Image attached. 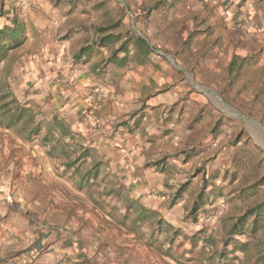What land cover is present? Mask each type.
Returning <instances> with one entry per match:
<instances>
[{
  "label": "crops",
  "instance_id": "1",
  "mask_svg": "<svg viewBox=\"0 0 264 264\" xmlns=\"http://www.w3.org/2000/svg\"><path fill=\"white\" fill-rule=\"evenodd\" d=\"M163 5L169 11L178 7V11L197 14L199 26L203 18L207 20V39L215 49L211 46L194 51L200 65L184 62L191 58L192 46L171 56L153 50L145 37H137L140 50L133 47L120 52L117 46L99 43L95 27L101 24L98 14L102 8L98 4H84V31L59 40L39 30L49 27L48 22L32 19L38 28V43L25 55L28 61L20 78L19 95L22 106L30 107L32 115L16 118L22 128L20 137H10L12 133L6 128L0 135V141L7 143V147L1 145L6 154L0 151V237L12 229L21 235L15 247L25 245L35 251L33 256L44 242L46 256L34 263L52 264L66 253L72 232L60 228L55 232L54 222L46 230L44 224L56 217L81 215L80 210H72L70 188L96 186L100 177L125 184L131 197L126 207L136 202L148 212H157V218L178 235L208 239L223 233L222 227L213 228L215 217L209 215L208 205L192 212L186 193L176 194L179 187L189 191L193 184H200L197 178L188 180L192 157L183 163L186 155L181 150L186 142H192L199 108L204 105L207 113L213 114L207 97L198 93L199 84L208 82L205 75L225 65V60L259 52L264 55V0H165ZM73 14L78 16L77 9ZM176 15L170 14L168 19L178 22L184 16ZM203 37L196 35L194 40ZM160 43L171 47L177 41ZM98 89L100 98L95 96ZM26 91L30 94L23 97ZM7 137L19 144L15 147ZM9 152L12 155L8 156ZM109 192L104 195L113 196V190ZM19 204L28 205L32 211L24 219L31 227L27 232L13 222L16 214L17 225L23 221L24 216L13 209ZM13 241L17 242L8 236L0 243V250L5 251V243ZM2 261L0 264H5Z\"/></svg>",
  "mask_w": 264,
  "mask_h": 264
},
{
  "label": "rangeland",
  "instance_id": "2",
  "mask_svg": "<svg viewBox=\"0 0 264 264\" xmlns=\"http://www.w3.org/2000/svg\"><path fill=\"white\" fill-rule=\"evenodd\" d=\"M179 1L181 0H174ZM164 2L165 0H0V29L8 27L15 30L14 37L3 34L0 38L4 46L0 60V97L7 95L5 99H0V107L3 102H8L13 107L12 112L19 113L8 117L2 112L5 108H1L0 135L6 128L12 133L10 137H20L22 128L16 118H30L32 115L31 108L23 107L22 98L19 97L22 93L20 78L28 61L25 55L30 54L38 43V28L33 25L32 19L39 18L48 22L49 27L39 30L45 34L52 33L59 40L75 31H84V4H98L102 8V12L98 14L101 24L95 27L99 43L106 42L114 48L117 46L120 52H123V48L134 47L137 48L135 50H140L137 37H145L153 50H162L171 56L179 51L183 53L192 46L191 58L184 62L188 66H193L194 63L200 65L199 55L194 51L211 46L214 48V44L207 39V20L203 18L202 26H199L197 14L178 11V7L169 11L164 8ZM74 9L79 13L76 17ZM176 13L184 14L182 19L179 18L180 21L168 19L170 14L177 18ZM200 34L204 36L201 41L198 40ZM196 35L198 38L194 40ZM178 36L182 39H178ZM160 40L177 43L165 47ZM225 63L226 66H216L214 73L205 75L208 82L199 84L198 93L207 97L214 115L207 113L204 105L199 108L198 117L194 118L198 124L191 137L192 142L189 145L186 142L181 150L186 155L183 163H186L188 157H192L188 180L194 177L200 184H193L189 191L183 187L176 191V194L185 192L190 204L200 192L199 207L209 206V215L215 217L212 226L222 227V235L208 239L203 235H178L172 227H166L157 218V212L147 211V218L140 219L137 217L136 207L130 211L125 208L127 200L131 199L126 185L116 183L108 177H100L101 182L96 186L70 188L71 199L74 201L72 210H80L81 215L74 214L73 218L56 217L44 224L46 230L54 222L55 232L59 231L58 228L72 232L71 244L68 249H64L66 253L52 264H264V219L257 220L260 222L256 229L251 228L252 218H249L242 228L231 230L232 223L248 207L264 199V55L259 52L242 59H231L230 62L225 60ZM184 70L191 75L192 72L187 67ZM29 94L26 91L23 97ZM9 143H14L15 147L19 144L10 139ZM6 144L0 141V146L7 147ZM2 146L0 151L5 155L6 151ZM10 155L12 152H9L8 156ZM6 163L7 160L4 166ZM187 184L188 181H185V185ZM109 190H113V196L104 195ZM19 205H13V209L24 216L23 221L17 225L19 216L16 214V221L13 222L16 227H22L27 232L31 227L27 226L24 219L27 215H32V211L26 204ZM1 216L2 213L0 219ZM38 223L42 224V219L39 218ZM10 230L1 233L0 243H4L8 236L10 239L15 238L17 242L5 243V251L0 250L2 262L40 264L33 261L46 256L45 243H42L39 250L36 249V256H33L35 251H29L25 245L21 249L15 247L21 241V235ZM28 239L29 237L25 238L26 241ZM28 258L30 259L27 260ZM16 259L24 262H16Z\"/></svg>",
  "mask_w": 264,
  "mask_h": 264
},
{
  "label": "trees",
  "instance_id": "3",
  "mask_svg": "<svg viewBox=\"0 0 264 264\" xmlns=\"http://www.w3.org/2000/svg\"><path fill=\"white\" fill-rule=\"evenodd\" d=\"M3 34H8L9 37H14L15 30L9 29L8 27H3L0 29V38ZM139 41H141L142 43L144 42V41H142V39H139ZM3 52H4V46H3V44H1V39H0V60L3 57ZM6 96L7 95H3L0 97V99H5ZM1 108H5V110H3L2 112L4 113V115H6L8 117H11V116L17 115V114L19 115L18 112H17V114H15V112H12L13 107L8 102H3L1 104L0 110H1ZM105 193H107L106 195L110 194L109 191H107ZM200 196H201V194L199 192L198 197L191 203L190 209L192 212H195L199 208L200 204L198 202V199L200 198ZM133 207L137 208V213H138L137 217H139L140 219L147 218V216H148L147 210L142 208V206H140V204H138L136 202H133V203H130L129 205H127L126 209H127V211H130L131 208H133ZM249 218H252V222L250 223L251 228L256 229V227L258 226V223L260 222V220L259 221H257V220L259 218L264 219V199L262 201L256 203V204L248 207L246 209V211L242 215H240L235 222L232 223L231 230L234 231V230L242 228L246 224V222ZM263 256H264V254H263Z\"/></svg>",
  "mask_w": 264,
  "mask_h": 264
},
{
  "label": "built area",
  "instance_id": "4",
  "mask_svg": "<svg viewBox=\"0 0 264 264\" xmlns=\"http://www.w3.org/2000/svg\"><path fill=\"white\" fill-rule=\"evenodd\" d=\"M95 96L97 98H100L102 96V93H101V91L99 89L95 92Z\"/></svg>",
  "mask_w": 264,
  "mask_h": 264
}]
</instances>
